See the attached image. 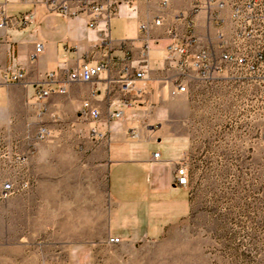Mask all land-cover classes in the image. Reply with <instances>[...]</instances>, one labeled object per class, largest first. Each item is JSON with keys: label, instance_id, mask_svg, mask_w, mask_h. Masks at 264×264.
<instances>
[{"label": "crops", "instance_id": "0c3cea01", "mask_svg": "<svg viewBox=\"0 0 264 264\" xmlns=\"http://www.w3.org/2000/svg\"><path fill=\"white\" fill-rule=\"evenodd\" d=\"M63 2L74 15L60 12ZM103 3L95 18L91 6L78 2L0 0L7 16L34 17L26 26L0 27V179L30 183L0 204V227L5 237L9 229L14 235L0 243V264H87L84 245L157 239L191 213L190 184L176 185L175 173L188 165L189 95L199 80L168 62L165 51L190 31L215 37L217 29L208 28L206 12L195 14V0ZM83 64L105 67L90 82L70 81ZM125 68L145 71L142 97L120 91ZM18 69L24 81L10 79ZM46 84L65 91L36 99V88ZM179 84L187 92L174 95ZM254 94L245 98L259 114L264 99ZM86 101L99 118L82 114Z\"/></svg>", "mask_w": 264, "mask_h": 264}, {"label": "rangeland", "instance_id": "374dc122", "mask_svg": "<svg viewBox=\"0 0 264 264\" xmlns=\"http://www.w3.org/2000/svg\"><path fill=\"white\" fill-rule=\"evenodd\" d=\"M67 1L87 6L104 0ZM250 92V85L224 74L193 83L191 213L157 239L84 245L87 264H264V112L250 109ZM49 232L41 233V242ZM13 236L0 227V243Z\"/></svg>", "mask_w": 264, "mask_h": 264}, {"label": "built area", "instance_id": "2783aa9c", "mask_svg": "<svg viewBox=\"0 0 264 264\" xmlns=\"http://www.w3.org/2000/svg\"><path fill=\"white\" fill-rule=\"evenodd\" d=\"M93 8L95 18L104 11V3L90 4ZM60 12L69 15L70 12L65 4H61ZM206 12L209 27H216L215 37L209 32L206 35H197L190 31L179 42L170 44L165 51V58L168 62L178 61L182 72L190 79L208 81L220 74H226L229 79H239L250 85L255 96L264 99V0H195L194 12ZM0 27H6L12 23L20 22L26 26L32 23L33 15L21 19L7 16L5 4L1 7ZM160 20L156 21L159 25ZM94 27V24L91 25ZM146 30V25H141ZM175 37L178 36L175 34ZM42 45H39L32 55L35 59L42 52ZM104 65L83 64L68 75V79L74 82H90L104 68ZM54 75H50L53 78ZM12 81H24L25 74L22 69L11 73ZM146 73L144 70L131 73L125 68L119 82L120 91L124 95L142 97L146 93ZM55 91L63 93L65 88L58 86L54 88L50 84L36 88L35 97L42 100ZM187 86L179 84L177 93H186ZM83 115L99 118V111L86 101L82 105ZM121 110L115 112L113 117L121 118ZM47 135L46 129H41L40 136ZM159 158V153H155ZM175 184L187 188L190 184V171L187 164L178 166L175 173ZM30 188L28 181L15 182L6 180L2 184L0 199L8 200L22 191ZM121 238L113 237L109 240L111 244H118Z\"/></svg>", "mask_w": 264, "mask_h": 264}]
</instances>
